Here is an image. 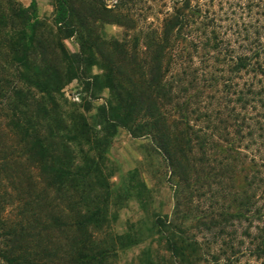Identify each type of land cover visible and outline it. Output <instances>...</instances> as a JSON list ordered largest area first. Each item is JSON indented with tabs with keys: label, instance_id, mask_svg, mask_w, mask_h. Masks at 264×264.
Segmentation results:
<instances>
[{
	"label": "trees",
	"instance_id": "trees-1",
	"mask_svg": "<svg viewBox=\"0 0 264 264\" xmlns=\"http://www.w3.org/2000/svg\"><path fill=\"white\" fill-rule=\"evenodd\" d=\"M55 10L58 35L63 40L76 37L80 52L71 53L60 41L52 44L42 30L36 0L29 7L0 0V120L18 135L22 150L17 160L0 158V181L8 178L14 160L25 159L33 163L42 186L14 190L15 196L0 183V264H108L132 246L123 237L111 244L95 241L106 223L107 199L89 195L95 186L106 188L102 167L119 129L149 140L176 181L174 216L159 217L152 226L172 264H235L233 246L227 245L229 257L227 252H206L190 235L188 221L195 193L211 187L207 179L223 178L230 166L227 156L237 152L220 145L229 144L231 130L236 137L241 134V122L226 98L232 87L226 68L235 74L255 70L253 61L260 56L251 50L237 54L220 43L203 62L214 63L196 69L191 51L192 46L197 49L188 43L194 38L185 32L189 20L184 14L166 20L161 34H147L141 52L96 34L98 22L123 25L120 16L87 0H55ZM3 60L11 66L5 67ZM97 66L102 74H91ZM171 70L176 75L169 78ZM74 79L81 82V93L94 100L110 91L96 116L68 117L59 111L61 92ZM219 93L216 105L203 106L202 100H215ZM92 109L89 104L84 111ZM201 110L207 113L202 116ZM193 117H204L207 126H194ZM10 209L16 210L15 218ZM198 220L206 232L217 226L213 214ZM255 255L264 257V240Z\"/></svg>",
	"mask_w": 264,
	"mask_h": 264
},
{
	"label": "rangeland",
	"instance_id": "rangeland-1",
	"mask_svg": "<svg viewBox=\"0 0 264 264\" xmlns=\"http://www.w3.org/2000/svg\"><path fill=\"white\" fill-rule=\"evenodd\" d=\"M17 1L25 7L32 2ZM87 2L108 15L123 18V25L98 22L96 34L106 41L123 43L129 50L137 46L144 52L146 35L161 34L165 21L181 13L189 20V29L185 32L191 31L194 38L188 43L197 49L195 52L191 45L194 68L212 65V61L203 62L220 43L237 54L251 50L260 56L253 61L256 71L235 74L227 73L226 68L225 77L232 80L231 92L226 98L230 102L229 110H234V116L241 122V134L236 137L231 130L229 144L220 145L233 146L237 152L227 156L230 166L223 178L207 179L211 187L203 186L195 193L188 226L190 235L196 236L195 240L206 252L219 255L227 252L228 257L233 256L232 250L227 249L229 245L236 252L235 264H264V257L255 255L256 247L264 240V0H120L110 11L104 8L102 0ZM36 3L42 30L52 44L60 41L71 53L80 52L76 37L63 40L58 35L55 0H36ZM2 64L11 66L6 60ZM215 68L222 70L219 64ZM90 73L100 75L102 71L97 66ZM175 75L171 70L169 78ZM81 92V82L74 79L61 92L59 111L68 117L78 113L89 118L96 116L97 109L111 97L108 89L97 100ZM221 93L215 94V100H202L203 106L216 105ZM89 104L93 109L86 113L84 110ZM206 113L207 110H201L202 116ZM192 120L197 127L208 124L204 117L201 121H195L196 117ZM4 156L16 159L22 156V150L18 135L6 121L0 120V158ZM14 162L18 163L9 166L8 178L2 177L0 181L5 190L16 196L14 190L21 188L24 191L41 189L33 163L25 159ZM102 170L106 188L95 186L94 192L89 193L92 199H107L106 223L94 239L100 244L114 243L120 237L132 242L131 247L120 250L117 258L108 264H172L165 243L152 232L157 218L174 216L177 202L176 181L162 156L149 140L134 139L126 130L119 129ZM10 212L14 218L17 216L16 210L10 209ZM241 213L242 218L238 217ZM209 214L216 215L217 226L206 232L198 219Z\"/></svg>",
	"mask_w": 264,
	"mask_h": 264
},
{
	"label": "built area",
	"instance_id": "built-area-1",
	"mask_svg": "<svg viewBox=\"0 0 264 264\" xmlns=\"http://www.w3.org/2000/svg\"><path fill=\"white\" fill-rule=\"evenodd\" d=\"M108 9H115L120 0H102Z\"/></svg>",
	"mask_w": 264,
	"mask_h": 264
}]
</instances>
